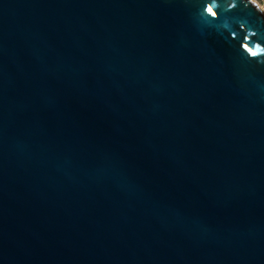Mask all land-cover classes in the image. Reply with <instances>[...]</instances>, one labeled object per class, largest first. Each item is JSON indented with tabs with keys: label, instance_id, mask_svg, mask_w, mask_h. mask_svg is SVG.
<instances>
[{
	"label": "water",
	"instance_id": "obj_1",
	"mask_svg": "<svg viewBox=\"0 0 264 264\" xmlns=\"http://www.w3.org/2000/svg\"><path fill=\"white\" fill-rule=\"evenodd\" d=\"M0 264H264L255 1L0 0Z\"/></svg>",
	"mask_w": 264,
	"mask_h": 264
},
{
	"label": "rangeland",
	"instance_id": "obj_2",
	"mask_svg": "<svg viewBox=\"0 0 264 264\" xmlns=\"http://www.w3.org/2000/svg\"><path fill=\"white\" fill-rule=\"evenodd\" d=\"M257 3L260 9L264 12V0H253Z\"/></svg>",
	"mask_w": 264,
	"mask_h": 264
},
{
	"label": "snow or ice",
	"instance_id": "obj_3",
	"mask_svg": "<svg viewBox=\"0 0 264 264\" xmlns=\"http://www.w3.org/2000/svg\"><path fill=\"white\" fill-rule=\"evenodd\" d=\"M212 10L211 9H209V12H211Z\"/></svg>",
	"mask_w": 264,
	"mask_h": 264
}]
</instances>
